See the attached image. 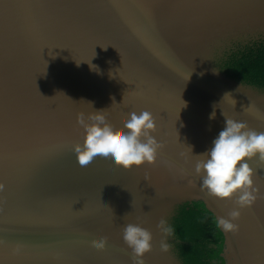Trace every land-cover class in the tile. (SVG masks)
Wrapping results in <instances>:
<instances>
[{
    "label": "water",
    "instance_id": "1",
    "mask_svg": "<svg viewBox=\"0 0 264 264\" xmlns=\"http://www.w3.org/2000/svg\"><path fill=\"white\" fill-rule=\"evenodd\" d=\"M262 37L264 0H0V264H132L127 223L152 232L144 264H184L174 233L161 251L157 224L194 201L215 218L236 208L201 190L195 165L225 117L264 132V88L223 67ZM95 110L117 134L130 113L151 112L156 161L81 167L77 116ZM248 163L256 199L237 232L220 229L225 264H264V162Z\"/></svg>",
    "mask_w": 264,
    "mask_h": 264
},
{
    "label": "clouds",
    "instance_id": "2",
    "mask_svg": "<svg viewBox=\"0 0 264 264\" xmlns=\"http://www.w3.org/2000/svg\"><path fill=\"white\" fill-rule=\"evenodd\" d=\"M89 66L99 71L95 65ZM183 107H186L184 101ZM215 107L209 119H215ZM252 107L250 104L243 111L251 110ZM104 113L105 110H95L87 115V119L83 113L77 116L84 138L82 143L73 145L72 150L81 167H87L97 157L124 170L156 161L163 145L152 135L157 126L151 112L145 110L130 113L124 123L126 131L120 134L113 130ZM197 156L203 157L195 165L196 174L201 176V190L220 199L235 197L236 208L228 213L227 218L223 215L216 217L217 227L224 233L237 232L239 225L235 221L241 216L240 209L251 206L256 199L254 169L248 160L258 158L264 162V132L248 128L243 121L225 117L224 127L213 139L211 148ZM3 190L4 185L0 184V191ZM157 228L165 237L160 242V249L166 253L170 248L167 237L173 234V228L165 219L159 221ZM122 239L131 249L132 264H144L145 255L152 251V232L140 224L127 223L122 229ZM107 245V237H101L93 243L97 251L105 250Z\"/></svg>",
    "mask_w": 264,
    "mask_h": 264
},
{
    "label": "trees",
    "instance_id": "3",
    "mask_svg": "<svg viewBox=\"0 0 264 264\" xmlns=\"http://www.w3.org/2000/svg\"><path fill=\"white\" fill-rule=\"evenodd\" d=\"M223 67L234 78L264 88V38L236 44ZM184 264H225L224 235L203 202L181 205L171 224Z\"/></svg>",
    "mask_w": 264,
    "mask_h": 264
}]
</instances>
